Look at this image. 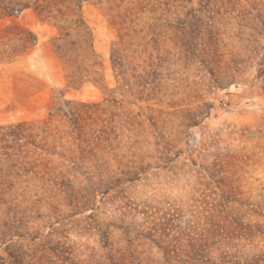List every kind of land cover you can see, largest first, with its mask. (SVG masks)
Wrapping results in <instances>:
<instances>
[{
  "label": "rangeland",
  "instance_id": "rangeland-1",
  "mask_svg": "<svg viewBox=\"0 0 264 264\" xmlns=\"http://www.w3.org/2000/svg\"><path fill=\"white\" fill-rule=\"evenodd\" d=\"M0 264H264V0H0Z\"/></svg>",
  "mask_w": 264,
  "mask_h": 264
}]
</instances>
